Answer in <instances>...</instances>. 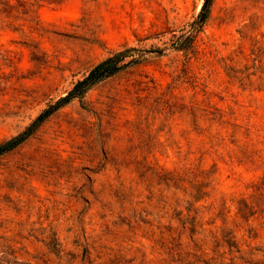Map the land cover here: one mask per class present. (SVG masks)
<instances>
[{
  "label": "rangeland",
  "instance_id": "rangeland-1",
  "mask_svg": "<svg viewBox=\"0 0 264 264\" xmlns=\"http://www.w3.org/2000/svg\"><path fill=\"white\" fill-rule=\"evenodd\" d=\"M203 2L0 0V142L129 49L0 155V264H264V0Z\"/></svg>",
  "mask_w": 264,
  "mask_h": 264
},
{
  "label": "trees",
  "instance_id": "trees-1",
  "mask_svg": "<svg viewBox=\"0 0 264 264\" xmlns=\"http://www.w3.org/2000/svg\"><path fill=\"white\" fill-rule=\"evenodd\" d=\"M212 0H204L200 12L197 16V19L194 21L196 26L194 27L196 30H199L201 26L204 24L206 18L208 17L209 8L211 6ZM179 49H184V44H179L177 46ZM128 48L118 50L113 52L111 55L105 57L104 59L95 63L87 72V74L77 80L72 88L62 97L58 98L53 104H51L47 109L41 112L24 130L19 132L18 134L0 142V155L6 153L20 143H22L27 137H29L37 127L55 110L64 105L71 98H81L84 93L91 88L98 81L111 76L122 69L127 62H125V57L128 55ZM250 127H244V135L248 138L251 133ZM245 157L250 162L251 166H255L258 164L257 161L263 158L260 154V150L256 148H246L244 152ZM203 176L204 178L209 175L208 171L197 170L196 176ZM195 191L197 193L201 192V188L203 185L199 183V185H194ZM258 197L264 199V173L258 178V180L252 183L249 186ZM194 197V196H193ZM237 203V212L241 215V217L248 219L250 215L253 214L252 208L253 206L247 202L246 198H240L236 200Z\"/></svg>",
  "mask_w": 264,
  "mask_h": 264
}]
</instances>
